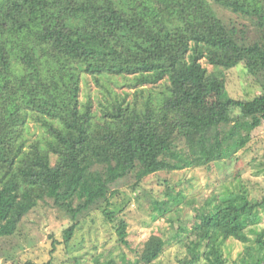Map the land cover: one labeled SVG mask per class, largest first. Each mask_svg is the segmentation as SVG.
<instances>
[{"label":"trees","instance_id":"trees-1","mask_svg":"<svg viewBox=\"0 0 264 264\" xmlns=\"http://www.w3.org/2000/svg\"><path fill=\"white\" fill-rule=\"evenodd\" d=\"M238 65L260 67L264 79V0H0V239L39 203L73 220L108 205L113 186L134 190L177 141L199 137L214 162L264 138V88L221 100ZM88 80L104 90L96 107L80 99ZM169 197L157 207L172 213L168 240L151 235L131 249L127 225H117L132 254L123 264H153L167 242L190 236L205 264H229L228 239L243 245L231 264H264V195L240 185L211 207L189 202L185 219L173 210L182 198Z\"/></svg>","mask_w":264,"mask_h":264},{"label":"rangeland","instance_id":"rangeland-1","mask_svg":"<svg viewBox=\"0 0 264 264\" xmlns=\"http://www.w3.org/2000/svg\"><path fill=\"white\" fill-rule=\"evenodd\" d=\"M214 9L223 19L233 15L218 8ZM210 72L213 68L202 61ZM226 86L221 96L223 102L229 99L251 100L264 88L260 67L247 69L238 65L225 72ZM120 82V80H119ZM121 95L127 87H113ZM104 91L91 80L81 84L80 99L91 98L94 107L96 97ZM208 107L211 100L207 99ZM234 110L232 115H237ZM188 142L177 141L159 159L158 166L146 176L134 190L130 184L113 186L108 194V205L99 202L86 213L73 220L65 210L55 208L49 201L39 203L24 217L16 232L0 239V264H123V257L131 258V250L117 243L116 228L123 221L127 225L129 246L135 249L151 235L164 240L171 236V212L161 215L159 204L170 197L182 198L173 210L180 211L181 219L193 205L209 207L224 194L235 192L240 185L246 187L249 195L258 200L264 195V138L260 132L246 146L229 160L209 162L200 139ZM158 204V205H157ZM106 210L110 218L103 214ZM191 214V213H190ZM177 221L174 225L177 226ZM75 224L71 240L65 244L63 231ZM264 228V215L258 229ZM201 239L192 236L183 243L167 242L159 258L153 264H205L201 258ZM221 250L229 264L238 258L243 245L233 239L226 240Z\"/></svg>","mask_w":264,"mask_h":264}]
</instances>
